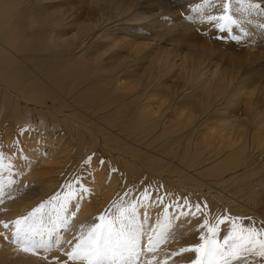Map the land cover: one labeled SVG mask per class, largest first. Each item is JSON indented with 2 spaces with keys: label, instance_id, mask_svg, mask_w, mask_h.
<instances>
[{
  "label": "bare ground",
  "instance_id": "bare-ground-1",
  "mask_svg": "<svg viewBox=\"0 0 264 264\" xmlns=\"http://www.w3.org/2000/svg\"><path fill=\"white\" fill-rule=\"evenodd\" d=\"M172 4L167 0H0V115L6 110L3 114L10 115L13 125L28 128L33 141L40 132L54 131L57 140L66 134L70 140H80L82 121L99 125L116 141L122 138L100 122L115 105L125 112L133 143L163 148V154L178 164L190 159L199 168L207 161L224 160L223 171L243 175L244 182L264 177V37L254 28L259 21L246 22V34L234 29L231 35L242 37L237 42L209 23L190 25ZM263 5L252 9L256 16L262 15ZM109 100L102 110L96 107ZM182 145L185 149L179 154L181 150L174 147ZM160 154L157 159L164 158ZM45 155L46 169L60 161ZM140 158L154 165L146 154ZM41 174L47 176L46 171ZM173 184L186 192L180 182ZM188 191L194 194L193 188ZM195 191L209 195L211 201L220 196L213 188ZM36 195H26L13 205H29ZM2 245L0 264H29L12 263L20 255Z\"/></svg>",
  "mask_w": 264,
  "mask_h": 264
},
{
  "label": "rangeland",
  "instance_id": "rangeland-1",
  "mask_svg": "<svg viewBox=\"0 0 264 264\" xmlns=\"http://www.w3.org/2000/svg\"><path fill=\"white\" fill-rule=\"evenodd\" d=\"M167 1L171 4L175 3L172 5L175 6L176 9H174L178 12L180 8L182 10L185 7L182 12L173 11L177 15L179 14V16L182 15V18L184 17L183 20L189 22L190 25L205 24L206 22L201 23V20L202 17L206 16V13L223 15L222 4L224 2L229 3V9L232 11H229L228 14L234 19L240 20L242 24L245 23L242 26L246 30L248 27L246 22L250 24L252 19L257 20V22L264 21V15L256 16V13L252 10L256 9L258 4L262 3L263 5V0V2L260 1L261 3L252 2L251 0L246 1L248 4H257L251 10L247 7L242 10L237 0H215L213 8H200V11L197 10V7L199 4H204V0H200L201 3L198 0L197 2L190 0L191 3L188 4L191 6L186 3L189 0ZM177 4L179 5L177 7H180L179 9L176 7ZM262 7L264 8V5ZM237 8L240 12H237ZM252 13L253 15H251ZM248 14L249 17L247 16ZM246 19H250V21H246ZM259 22L254 24V28L256 32L259 31L258 33L264 37V27H261ZM210 25L214 26V24ZM110 100L104 105L96 107H100L99 110H102L109 104ZM5 112L6 110L3 113ZM3 113L0 115V154L6 157L5 164L9 160L11 161L12 171L11 173L5 171L0 174V184L3 185L0 188V222L10 223L19 217L27 215V213L41 203H45L44 211L48 213L44 217L41 229L43 239L48 242V248L47 250L37 249L35 254L21 251L20 245L13 242V228L10 226L6 229L0 224L1 241L12 248L16 252L15 254L20 255L12 263L26 261L29 264H81V262L69 261L67 257V252L71 251L75 238L80 232L86 231L95 223H99L98 216L103 214L106 216V219H115L124 209L130 208L133 204L137 206V223L144 227L156 226L158 220L165 218L164 212L169 211L167 216H172L173 212L174 214L179 213L182 209L185 212L191 209L194 213V215H186L179 220H174L172 223L175 239H168L162 243L165 244L163 253L157 251L155 254L148 253L142 255L140 258L141 264H146V261L153 257L154 264L164 261L165 258H167V264H192V261L196 259V253L195 255H191L192 251L175 256L170 254L178 251L180 248H191L200 244V236L207 234V228L204 227L205 223L209 227L215 225V239L220 243H223L224 237L232 230L230 221L236 218H245L242 220L236 219L237 224L255 226L257 229L264 228V177H256L255 179H250V177L247 179V182H244L245 178L243 175H236L234 171H223L226 165V162H223L224 160L219 162H216L217 160L207 161L199 168L197 163H190V159L187 160L186 164H178V160H174L170 156L163 154L165 152L163 148H158L157 150L149 147L146 143L140 144L143 142L133 143L134 136L128 125H126L125 112L117 109L115 105L109 107L108 114L100 122L114 130L124 142L121 139L116 141L111 140L104 133V131L107 132L106 130L103 131L99 125L85 121L80 122L82 126H79L77 134L82 135V139L80 140H70L68 134H66V138H59L57 140V133L54 131L52 135L40 132L38 134L40 139L36 135L34 142L33 135L28 133V131H24V129L28 128L16 124L13 125L14 123L10 115L7 114L5 116L6 114ZM84 119L88 120L86 117ZM157 131L158 127L155 126L153 134L157 135ZM22 132H24L25 136L20 138L19 134ZM28 141L30 143L33 142L34 146L30 145ZM142 147L145 151L141 149ZM174 149L181 150L179 152L181 154L182 150L185 149V145L174 147ZM156 150L157 152H154ZM108 151L112 152L113 155H117L118 159L113 157ZM62 152L64 154H61ZM151 152L158 155L154 156ZM190 152L193 153L192 148ZM41 153L42 155L46 153L45 156H51L49 160L52 158L60 159V163H55L57 165L52 163V170L51 168L46 169L44 157H42ZM58 154L62 157H58ZM140 154H146L151 160H154V165L141 159ZM159 154L164 158L158 157L157 159L156 157ZM191 156L193 157V155ZM196 158H198L197 154ZM198 162L201 164V160ZM213 167H217V170L210 171ZM234 167H236L235 164ZM186 170L194 172L193 174L196 176L186 172ZM205 170L209 171V173H206ZM45 171L47 176L45 174L42 176L41 173ZM176 172H180L179 174L186 178H180L179 174H175ZM9 180H11V184L8 183ZM77 180L80 182L79 186L76 185ZM252 180L253 182H251ZM176 182L183 184L184 186L182 187L186 188V192H189V188H193L194 194L186 193L182 188L177 189L178 187L173 184ZM69 183L73 184L77 196L73 197L69 204L71 215L68 216L67 226L61 228L59 227L57 212L59 211L60 202L64 200L68 193ZM100 183L102 185H99ZM80 188H87L88 192L80 196ZM210 188L219 191L220 196L217 201L215 199L211 201L209 195L203 196L200 194L201 192L195 191V189L206 191ZM145 190L151 197L150 200L146 199L144 201L146 205H149L148 207H142L138 203L144 196ZM33 193L37 194L36 200L29 205H22L21 207L13 205L20 198ZM53 197H57L58 199L53 200ZM84 199L85 202L83 204L82 201ZM49 201L51 203H48ZM185 203H187V208L183 207ZM81 205L84 207L81 208ZM196 205L200 206L199 211H197ZM64 215V213H60V218L63 219ZM219 218H224V223H218ZM49 232H51V235H49ZM40 238L39 236L37 237V239ZM57 238L60 241L58 244L55 243ZM259 239L264 240V236H260ZM69 241H72V243L70 244ZM3 243L0 242V246H3ZM140 243L142 247L146 244L143 229ZM166 252H169V254H166ZM6 259L9 261L10 257ZM231 264H264V258L245 254L244 258L232 261Z\"/></svg>",
  "mask_w": 264,
  "mask_h": 264
},
{
  "label": "snow or ice",
  "instance_id": "snow-or-ice-1",
  "mask_svg": "<svg viewBox=\"0 0 264 264\" xmlns=\"http://www.w3.org/2000/svg\"><path fill=\"white\" fill-rule=\"evenodd\" d=\"M243 10L247 7L249 10L256 7L253 4L246 3V0H237ZM215 0H204V4L199 5L197 10L204 7H212ZM223 15L206 14L202 17L201 22L214 24L215 28L221 32L228 34L231 39L239 42L241 35L232 36L231 33L236 31L246 34V29L242 27V22L234 19L229 13V3L222 4ZM264 15V13H262ZM261 27H264L262 25ZM24 131H29L24 129ZM6 157L0 154V174L5 171L11 173L12 164L9 160L5 164ZM87 162V161H86ZM11 184V180L8 181ZM79 180L76 185L79 186ZM3 185L0 184V188ZM87 188H80L79 195L87 193ZM77 196L73 184L69 183L68 193L64 200L59 204L57 219L59 227L67 226L69 212V204L73 197ZM57 200V197H53ZM151 199L149 193L145 190L144 196L138 202L142 207H148L144 201ZM48 203H51L49 201ZM187 208V203L183 206ZM199 211L200 206H195ZM45 203H41L36 208L32 209L27 215L17 218L12 222H0L4 228H13L12 238L14 243L20 245V250L26 253L35 254L37 249L47 250L48 242L43 239L41 231L44 223V217L48 215L44 211ZM60 213H64L63 219L60 218ZM186 215H194L191 209L187 212L183 209L179 213L172 216H167L162 220H158L156 226L144 227L137 223V206L133 204L130 208L124 209L115 219H106L105 215L97 217L99 223L93 224L86 231H81L75 238V243L71 251L67 252L69 261L81 262V264H141L140 257L142 255L152 253L155 254L159 246L168 239H175L173 232V221L179 220ZM245 219V218H236ZM236 219L230 221L231 231L224 237L223 243L218 242L216 237L215 225L209 227L207 223L204 227L207 228V234L200 236L201 243L191 248H180L178 251L171 253L172 256L180 255L187 251L196 253V259L192 264H231L232 261L240 260L247 255H256L264 258V240L259 239L264 236V228L257 229L255 226L237 224ZM251 219V218H247ZM218 223H224V218H219ZM146 237V244L141 247V235ZM51 235V232H49ZM41 237L37 239V237ZM7 239V237H6ZM55 243H60L57 238ZM71 244L72 241H69ZM146 264H154V257L148 259ZM157 264H167V258Z\"/></svg>",
  "mask_w": 264,
  "mask_h": 264
},
{
  "label": "crops",
  "instance_id": "crops-1",
  "mask_svg": "<svg viewBox=\"0 0 264 264\" xmlns=\"http://www.w3.org/2000/svg\"><path fill=\"white\" fill-rule=\"evenodd\" d=\"M169 212V211H168ZM168 212H164L163 213V215H165V217H167V213ZM173 212V211H172ZM173 214H174V212H173ZM164 247H165V244H161L160 246H159V249H158V252H161V253H163V249H164ZM166 254H169V252H166ZM165 254V255H166ZM171 255V254H170ZM191 255H195V252H191ZM187 256H189V255H187Z\"/></svg>",
  "mask_w": 264,
  "mask_h": 264
}]
</instances>
